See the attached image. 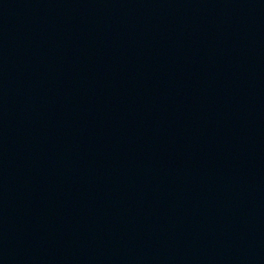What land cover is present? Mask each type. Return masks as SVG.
I'll return each instance as SVG.
<instances>
[{"label":"water","instance_id":"obj_1","mask_svg":"<svg viewBox=\"0 0 264 264\" xmlns=\"http://www.w3.org/2000/svg\"><path fill=\"white\" fill-rule=\"evenodd\" d=\"M0 264H264V0H0Z\"/></svg>","mask_w":264,"mask_h":264}]
</instances>
